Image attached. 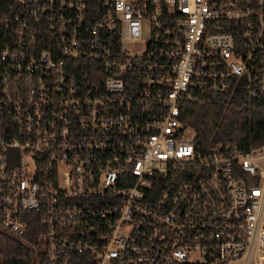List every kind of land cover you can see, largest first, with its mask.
<instances>
[{"label":"built area","instance_id":"2783aa9c","mask_svg":"<svg viewBox=\"0 0 264 264\" xmlns=\"http://www.w3.org/2000/svg\"><path fill=\"white\" fill-rule=\"evenodd\" d=\"M237 89L264 94V0H0V228L36 212L46 264H264V143L179 119Z\"/></svg>","mask_w":264,"mask_h":264},{"label":"trees","instance_id":"16d2710c","mask_svg":"<svg viewBox=\"0 0 264 264\" xmlns=\"http://www.w3.org/2000/svg\"><path fill=\"white\" fill-rule=\"evenodd\" d=\"M179 119L194 131L196 147L232 142L247 150L264 143V94L248 99L241 89L222 94L188 90L179 100ZM25 215L27 226L20 237L0 228V264H46L37 214Z\"/></svg>","mask_w":264,"mask_h":264},{"label":"rangeland","instance_id":"374dc122","mask_svg":"<svg viewBox=\"0 0 264 264\" xmlns=\"http://www.w3.org/2000/svg\"><path fill=\"white\" fill-rule=\"evenodd\" d=\"M264 149H262V151H263Z\"/></svg>","mask_w":264,"mask_h":264}]
</instances>
